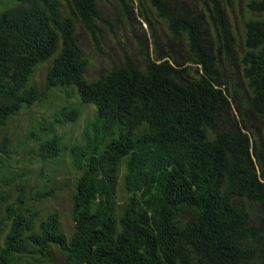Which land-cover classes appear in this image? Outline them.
<instances>
[{"label":"trees","instance_id":"1","mask_svg":"<svg viewBox=\"0 0 264 264\" xmlns=\"http://www.w3.org/2000/svg\"><path fill=\"white\" fill-rule=\"evenodd\" d=\"M105 1L21 0L0 13V128L42 99L27 81L48 60L43 91L71 87L94 109L83 143L69 149L78 172L69 236L54 213L41 219L33 208L46 194L25 200L19 188L0 211V264H54L56 255L66 264H264V0L245 4L262 17L243 26V51L228 21L233 0H146L162 41L136 0L152 55H124L87 80L76 24L97 48ZM55 116L74 123L79 114ZM36 146L41 161L59 151L54 135Z\"/></svg>","mask_w":264,"mask_h":264},{"label":"rangeland","instance_id":"2","mask_svg":"<svg viewBox=\"0 0 264 264\" xmlns=\"http://www.w3.org/2000/svg\"><path fill=\"white\" fill-rule=\"evenodd\" d=\"M20 1L0 0V13L15 7ZM252 1L257 0H233L232 9L228 11V21L239 51H243V26L262 17L245 7L246 3ZM140 2L154 35L164 40L167 36L164 24L158 22L146 0ZM98 8L102 22L97 48L76 24L79 45L87 60V80L94 79L99 70L105 71L118 64L124 55L132 59L140 58L145 51L152 55L150 30L139 18L136 0H107L98 3ZM49 64L50 60L36 65L27 81L28 87L43 92L42 99L9 118L0 128V141L7 137L6 155H0V211L15 199L19 188L23 189L25 200L39 191L46 194V198L34 203L33 208L39 212L41 219L54 213L60 232L67 238L72 230L71 195L78 175L71 164L69 149L83 143L82 135L93 120L94 109L90 105L80 104L71 87L43 91V76ZM60 109H75L79 116L74 123L58 122L55 114ZM51 135L57 138L59 151L55 157L41 161L37 156L36 144ZM122 171L121 165L115 197L118 206L123 204L126 197L121 187ZM53 262L66 264L57 255L53 257Z\"/></svg>","mask_w":264,"mask_h":264},{"label":"water","instance_id":"3","mask_svg":"<svg viewBox=\"0 0 264 264\" xmlns=\"http://www.w3.org/2000/svg\"><path fill=\"white\" fill-rule=\"evenodd\" d=\"M194 72H196V69L194 70Z\"/></svg>","mask_w":264,"mask_h":264},{"label":"clouds","instance_id":"4","mask_svg":"<svg viewBox=\"0 0 264 264\" xmlns=\"http://www.w3.org/2000/svg\"><path fill=\"white\" fill-rule=\"evenodd\" d=\"M195 70V69H194Z\"/></svg>","mask_w":264,"mask_h":264}]
</instances>
